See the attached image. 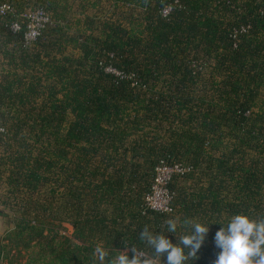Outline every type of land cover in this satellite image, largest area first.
<instances>
[{"label":"trees","instance_id":"trees-1","mask_svg":"<svg viewBox=\"0 0 264 264\" xmlns=\"http://www.w3.org/2000/svg\"><path fill=\"white\" fill-rule=\"evenodd\" d=\"M6 2L0 205L14 218L0 261L115 264L133 247L152 257L145 226L175 244L193 221L209 232L185 264H213L232 216L264 218V0H30L51 22L28 47L26 5ZM176 167L172 211L151 209L158 171Z\"/></svg>","mask_w":264,"mask_h":264},{"label":"clouds","instance_id":"clouds-1","mask_svg":"<svg viewBox=\"0 0 264 264\" xmlns=\"http://www.w3.org/2000/svg\"><path fill=\"white\" fill-rule=\"evenodd\" d=\"M191 231L180 235L173 243L164 232L154 234L145 226L139 233V239L153 251L152 257H146L143 250L131 248L132 258L127 251L115 258V264H154L155 258L166 255L164 264H185L189 258H196L209 227L200 222L185 221ZM167 233L177 232V219L164 221ZM214 244L220 249L213 264H264V218L252 219L245 214L230 218L214 236ZM185 249L188 252L185 253ZM103 254L101 253V259Z\"/></svg>","mask_w":264,"mask_h":264},{"label":"built area","instance_id":"built-area-1","mask_svg":"<svg viewBox=\"0 0 264 264\" xmlns=\"http://www.w3.org/2000/svg\"><path fill=\"white\" fill-rule=\"evenodd\" d=\"M30 0H23L26 5L25 12L21 15L20 19L23 20L22 23L26 25V32L24 34V44L26 47L31 46L32 43L37 41L40 37L42 31L45 27L51 22L49 16L45 13L42 8H33L29 5ZM40 15V19L37 22V25L33 24L32 13H36ZM16 9L15 5L12 3H8L6 1H0V17L12 15L15 17ZM6 28L13 34H19L22 31V24L20 20H14L11 23H8ZM5 130L0 124V133H4ZM181 173L185 172L184 169L176 167L175 169H160L158 171V176L155 181V185L153 187V192L147 198V205L156 211H164L171 212L170 203L172 201L173 196L168 192L165 188V183L171 178L172 173ZM163 193V200L160 201L158 196L160 193ZM158 199V200H157ZM146 256V255H145Z\"/></svg>","mask_w":264,"mask_h":264},{"label":"rangeland","instance_id":"rangeland-1","mask_svg":"<svg viewBox=\"0 0 264 264\" xmlns=\"http://www.w3.org/2000/svg\"><path fill=\"white\" fill-rule=\"evenodd\" d=\"M87 1H90L91 3H93L95 0H87ZM103 6L105 8H104V11L102 12L101 15L109 17V15L111 14V11L113 12V10H114L113 7L110 6V4L107 3V2L103 3ZM93 10L95 11L96 9H93ZM39 19H40V15H37V11H36V13H32L31 20L33 21L34 25H37V22H38ZM262 94L264 95V89H263ZM158 198L160 199V201L163 200V193L162 192L160 193ZM0 210L1 211H5L6 213L9 214L8 217H0V240H2L4 238V236L6 235V232L9 229L13 228V224H11V223L13 221L14 214L11 213L9 210L4 209L3 206H1V205H0ZM72 233H73V229H72V227L70 225L66 224V225L62 226L61 235H65V236H69L70 237L72 235ZM20 263H22V264H27L28 263V254L25 256V258ZM0 264H7V261L6 260L5 261H0Z\"/></svg>","mask_w":264,"mask_h":264},{"label":"crops","instance_id":"crops-1","mask_svg":"<svg viewBox=\"0 0 264 264\" xmlns=\"http://www.w3.org/2000/svg\"><path fill=\"white\" fill-rule=\"evenodd\" d=\"M0 1H7V0H0ZM3 58H2V56H0V72H2V70H3V65H2V62H1V60H2Z\"/></svg>","mask_w":264,"mask_h":264}]
</instances>
